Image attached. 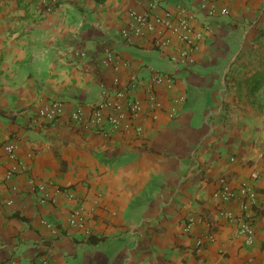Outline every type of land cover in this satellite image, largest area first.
<instances>
[{
    "label": "crops",
    "instance_id": "1",
    "mask_svg": "<svg viewBox=\"0 0 264 264\" xmlns=\"http://www.w3.org/2000/svg\"><path fill=\"white\" fill-rule=\"evenodd\" d=\"M52 5L0 0V264H264V0ZM164 11L205 33L192 63L171 62L173 37L160 49L151 34L131 35L133 13ZM168 75L170 89L154 82ZM115 80L142 103L140 136L89 122ZM56 102L61 116L41 121ZM7 143L17 146L11 175ZM220 180L249 184L256 202H222ZM76 214L80 227L69 223Z\"/></svg>",
    "mask_w": 264,
    "mask_h": 264
},
{
    "label": "built area",
    "instance_id": "2",
    "mask_svg": "<svg viewBox=\"0 0 264 264\" xmlns=\"http://www.w3.org/2000/svg\"><path fill=\"white\" fill-rule=\"evenodd\" d=\"M53 3L56 0H44V11L50 12L53 7ZM207 7L208 14L213 16L215 14L214 8L209 5ZM220 14L226 16L229 11L223 8ZM132 18L135 26L131 31L133 36H141L144 33L151 34L154 37V43L158 48L162 49L169 46L172 43V37L181 43V47L178 49L176 54L171 56L170 60L175 65H186L192 63V55L197 51L199 44L204 40V32L199 31L190 25V17L187 13L179 12L178 19H175L169 11H164L163 14L153 16L152 18L147 14L133 13ZM169 34V36H167ZM124 36H128L125 32ZM154 82L158 85H164L167 89H170L174 84L172 76H156ZM115 91L114 93L102 100L99 103L94 104L91 107L89 122L99 128L108 125L111 130L119 131L122 133H128L132 129L135 135H142V129L138 125H133V120L138 116L143 108L141 101L134 98L127 90L120 88L118 81L115 80ZM183 97L179 98L178 101L182 102ZM150 112L151 117L156 119L155 111L161 110V104L156 99L154 93H151L150 99ZM60 103H53L49 107H46L38 112V117L41 121L47 123L54 122L61 116ZM177 114L175 107L170 109L169 117L173 118ZM71 119L80 124L82 121V114L80 110H77L71 116ZM5 157L10 160L13 165L8 170V175L13 174L17 169V146L14 143H7L3 146ZM216 196L222 202H228L232 198L239 197L245 200V204L253 205L256 202V196L249 184L241 185L238 190L231 189L225 184L224 180H220V189ZM229 219H234L231 215L226 216ZM239 219V234L243 237L245 244L250 246L254 241V230L250 220L244 217ZM82 219L78 214L73 215L69 221L71 225L80 227ZM201 243H199L200 245ZM36 264H59L53 259L43 256Z\"/></svg>",
    "mask_w": 264,
    "mask_h": 264
}]
</instances>
